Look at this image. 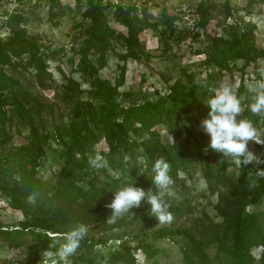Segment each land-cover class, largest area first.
I'll list each match as a JSON object with an SVG mask.
<instances>
[{
	"label": "trees",
	"instance_id": "trees-1",
	"mask_svg": "<svg viewBox=\"0 0 264 264\" xmlns=\"http://www.w3.org/2000/svg\"><path fill=\"white\" fill-rule=\"evenodd\" d=\"M150 1L139 7L117 0H75V7L57 11L61 1L52 0V21L58 12L60 16L80 15V19L72 17L77 61L72 60V74L63 73L61 85L50 71V60L61 51L44 45L23 27L21 14H10L9 35H0V148L11 146L0 155V203L21 212L22 219L14 225L0 220V244L24 252L26 259L0 264H59L57 257L54 263L48 261L47 254H55L63 234L79 224L86 225L88 232L67 264H146L163 252L157 244L161 239L181 244L185 264H214L213 252L220 264H264V228L259 214L248 211L264 201V115L251 113V94L245 84L250 69L264 81L259 73L264 47L257 25L239 20L231 0L221 5L199 0L191 9L195 24L180 29L178 23L189 14L187 9L153 2L158 10L154 14ZM244 2L240 10L250 16L264 0ZM114 24L126 31H118ZM147 30L156 32L167 49L172 39L189 37L192 48L201 40L204 46L192 50L194 55L204 56L200 69L193 73L184 69L173 83L162 76L166 87L149 83L143 95L122 92L126 64L118 65L120 74L114 83L102 77L110 51L120 45L124 50L118 54L120 60L148 64L150 57H143L146 47L142 41ZM22 69L32 73L40 88L54 89L55 102H44L24 86ZM236 71L242 73L237 88L242 118L252 121L263 149L256 168L250 169L239 158V175L229 170L227 156L207 147L208 136L202 130L196 132L202 120L199 114L207 116L204 102L212 89ZM74 73L83 77L87 87ZM142 78L147 81L146 75ZM14 128L18 141H14ZM162 130L171 137L169 141ZM53 143L59 147V162L44 171L41 159L48 156ZM102 143L106 149L99 147ZM97 157L103 163L100 168L90 163ZM160 158L169 164L177 186L186 182L181 173L197 183L194 168L201 167L210 194L218 198L215 216L190 227L165 226L153 234L138 235L133 238L135 243L106 238L105 234L130 226L134 219H155L142 202L113 222L108 219L111 209L107 205L115 191L131 183L145 191L154 190L151 168ZM164 200L172 219L185 217L193 208ZM256 247H263L260 259L254 254ZM139 256L144 257L143 262Z\"/></svg>",
	"mask_w": 264,
	"mask_h": 264
},
{
	"label": "rangeland",
	"instance_id": "rangeland-1",
	"mask_svg": "<svg viewBox=\"0 0 264 264\" xmlns=\"http://www.w3.org/2000/svg\"><path fill=\"white\" fill-rule=\"evenodd\" d=\"M61 5L56 6V10L59 11L61 7L72 6L75 7V0H60ZM119 3L124 5L137 3L139 7H142L145 1L147 0H117ZM199 0H152L149 2L148 6L152 13L158 12L157 8L152 5V3H161L166 4L168 7L175 10L179 8L187 9L189 14L184 18V20L178 23L180 29H185V27H193L195 24V15L191 9L194 8L196 3ZM216 3L221 5L224 0H214ZM52 3V0H25L20 3L18 0H0V35L5 37L9 35L8 27V18L10 14H21L25 18V22L22 24L23 27H26L27 30L39 37V40L46 46L51 47V49L60 50V54L55 59L50 60L51 69L53 77L57 84L61 85L64 81L63 73L67 75L73 73L74 64L73 59L77 61L75 54L74 44L72 38L74 37V29L72 27L73 21L72 17L76 16L77 19H80V15H77L75 12L72 14H66L65 16H60L58 12V17L55 22L51 20L49 14V8ZM232 5H234L238 12L236 17L239 20L248 22L251 21L257 25L258 35L260 36L261 43L264 47V3L258 4L255 7L254 14L248 16L241 9L245 5L244 0H231ZM68 12V10L66 11ZM233 20H230V22ZM55 23H58L57 25ZM118 31H126L122 26L114 24ZM188 35V34H186ZM142 41L145 44L146 52L145 55H149V63H138L134 60H129L124 62L118 58L119 53H124L123 48L120 45H117L109 54V64L107 68L102 71V77L104 79L110 80L113 83L116 81L120 74V69L118 65L127 66L126 73V83L125 86L121 88V91H133L139 95H143L148 88V84H153L160 87H166V80L162 78L164 76L168 81L173 83L181 75L184 69L189 72L199 71L200 60L204 56H196L193 54L192 50L197 49L198 47H203L204 43L200 42L195 44L194 48L191 38H180L169 40L170 49H167L164 43L160 40L158 34L151 30H147L142 35ZM241 61L238 62V65H241ZM8 72L12 73L11 69H7ZM259 73L264 79V60L260 64ZM147 76V81L143 82V76ZM73 76L82 83L83 87H87L86 82L83 77L74 73ZM231 78L232 82L238 88L241 83L242 73L236 71L234 74L227 76ZM226 78V77H225ZM224 78V79H225ZM173 80V81H172ZM21 81L24 86L29 88L31 92L36 95H39L44 102L53 103L55 102V90L47 89L44 90L35 82L34 76L28 70L22 69ZM224 81V80H223ZM261 81L255 74V71L251 69L248 70L245 75V84L247 86L254 85L256 82ZM153 88L151 89V92ZM249 93V92H248ZM63 113V112H62ZM60 116V114H57ZM200 119H204V116L199 114ZM196 128V127H195ZM201 130L200 126L196 128V132L199 133ZM165 141L170 140V136L165 130L161 131ZM12 133L15 134L14 141H18V137L15 133V128L12 129ZM209 138V137H208ZM16 144V143H15ZM100 148L106 149V145L102 143ZM11 148L8 146L6 148H0V155L5 151ZM58 146L56 143H53L52 150H50L47 157L41 159V166L44 171L48 169L51 165L59 162L58 159ZM248 150L249 153L247 159L252 160L248 166L251 168H256L262 161L263 149L261 140L257 142L249 141ZM218 154V152H217ZM228 157L229 162L231 163L229 170L236 175L240 173V167L242 166L239 158ZM217 161V158H215ZM196 170L198 181L195 184H192L191 181L185 178L183 173L180 174L182 179H185V184L181 183L180 185L172 184L171 194L165 195L164 197L169 202H175L178 204L191 205L193 208L190 210L188 215L179 219H172L169 223L159 224L156 219L152 221H144L142 218L134 219L132 224L127 227L119 228L105 234L104 236L108 239H118L123 238V240L131 241L134 237L138 235H150L158 231L160 228L165 226H175V227H190L194 223H198L201 219H207V216H215L214 205L217 203V196L210 194L208 190V183L202 176L201 167L194 168ZM249 212H257L260 216V222L264 228V201L256 206H250L248 208ZM22 219V214L19 211H14L11 208H7L5 204L0 203V220L5 224L14 225L16 222ZM157 244L162 247L163 252L161 255L148 260L146 264H185L183 261V256L181 253V244L179 242L170 240V239H161L157 240ZM263 252V247H256L254 249V254L257 259H260ZM212 260L214 264H220V260L216 258L215 252L212 253ZM224 257L221 255V258ZM47 260L52 263L55 262L56 256L52 253L47 254ZM140 262L144 261L143 256H139ZM26 255L20 250L10 249L6 246L0 244V262L1 261H11V262H24Z\"/></svg>",
	"mask_w": 264,
	"mask_h": 264
},
{
	"label": "clouds",
	"instance_id": "clouds-1",
	"mask_svg": "<svg viewBox=\"0 0 264 264\" xmlns=\"http://www.w3.org/2000/svg\"><path fill=\"white\" fill-rule=\"evenodd\" d=\"M251 94L249 109L255 115H264V81H258L254 85L248 86ZM204 102V101H203ZM208 107L207 116L201 120L200 128L209 137L208 148L221 153L223 156L233 158H243V163L248 165L252 160L247 159L249 153V141L257 142L258 131L249 119L242 118L241 98L237 94V87L231 78L226 77L218 88L212 89V95L204 102ZM93 167L103 166L100 157L90 162ZM151 182L154 190L145 191L141 187L130 185L121 187L113 193L114 198L107 205L111 209L110 221H115L118 217L132 212L133 208H138L141 203L148 205L149 214L154 217L159 224L169 223L172 214L164 200L165 195L171 194L173 180L169 174L170 166L163 158L157 159L151 168ZM88 228L84 224H79L62 236L59 247L55 252L59 264H67L70 257H73L85 238Z\"/></svg>",
	"mask_w": 264,
	"mask_h": 264
}]
</instances>
